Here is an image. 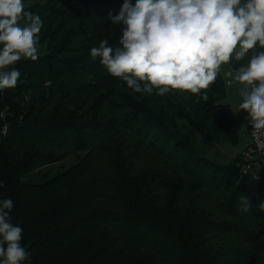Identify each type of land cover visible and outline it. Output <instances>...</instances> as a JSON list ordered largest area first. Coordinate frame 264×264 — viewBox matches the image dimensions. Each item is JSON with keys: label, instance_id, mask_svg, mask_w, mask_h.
<instances>
[{"label": "trees", "instance_id": "16d2710c", "mask_svg": "<svg viewBox=\"0 0 264 264\" xmlns=\"http://www.w3.org/2000/svg\"><path fill=\"white\" fill-rule=\"evenodd\" d=\"M24 1L41 51L0 91V200L14 201L25 264H264V181L189 133L237 144L221 74L207 101L134 93L90 57L101 39L118 46L108 15L123 0Z\"/></svg>", "mask_w": 264, "mask_h": 264}, {"label": "clouds", "instance_id": "9594fccd", "mask_svg": "<svg viewBox=\"0 0 264 264\" xmlns=\"http://www.w3.org/2000/svg\"><path fill=\"white\" fill-rule=\"evenodd\" d=\"M108 19L121 26L118 46L101 39L90 57L99 58L109 75L134 93L207 101L223 70L239 86L235 113H247L251 135L264 149V0H123ZM43 25L24 0H0V91L17 87L18 62L39 58ZM241 200L248 210L247 198ZM13 208L11 198L0 200V264L31 258L21 243L22 227L12 222Z\"/></svg>", "mask_w": 264, "mask_h": 264}, {"label": "rangeland", "instance_id": "374dc122", "mask_svg": "<svg viewBox=\"0 0 264 264\" xmlns=\"http://www.w3.org/2000/svg\"><path fill=\"white\" fill-rule=\"evenodd\" d=\"M29 2L24 1L25 6L28 5ZM41 51V48H40ZM221 76L224 82V91L225 95L223 97L222 102L229 104L232 114H233V130L235 131L238 142L237 144L233 145L229 142H219L217 144L211 146H204L198 136L189 129V133L194 138L196 142V149L205 157L213 160L218 164H229L232 163L234 160H237L240 156L241 160V150L243 146L246 144V117L247 113L244 111H240L239 113H235L238 111V105L241 102V98L238 95V85H234L229 83L228 79L224 76L223 70L221 71ZM69 162L65 163H54L49 164L41 169H39V173H53L55 170L65 166Z\"/></svg>", "mask_w": 264, "mask_h": 264}, {"label": "built area", "instance_id": "2783aa9c", "mask_svg": "<svg viewBox=\"0 0 264 264\" xmlns=\"http://www.w3.org/2000/svg\"><path fill=\"white\" fill-rule=\"evenodd\" d=\"M251 125L246 120V144L241 150L240 172L256 181H264V149L257 147L255 138L251 135Z\"/></svg>", "mask_w": 264, "mask_h": 264}, {"label": "crops", "instance_id": "0c3cea01", "mask_svg": "<svg viewBox=\"0 0 264 264\" xmlns=\"http://www.w3.org/2000/svg\"><path fill=\"white\" fill-rule=\"evenodd\" d=\"M246 132V131H245Z\"/></svg>", "mask_w": 264, "mask_h": 264}]
</instances>
